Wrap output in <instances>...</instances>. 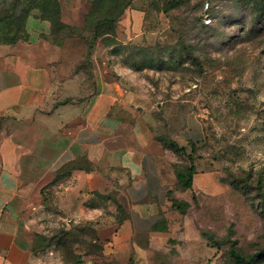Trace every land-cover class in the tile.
<instances>
[{
  "label": "rangeland",
  "instance_id": "rangeland-1",
  "mask_svg": "<svg viewBox=\"0 0 264 264\" xmlns=\"http://www.w3.org/2000/svg\"><path fill=\"white\" fill-rule=\"evenodd\" d=\"M134 2L138 19L131 1L115 31L91 42L85 17L110 1L59 0L74 26L60 36L87 73L90 60L127 69L157 136L193 148V187L177 195L189 204L152 243L140 236L142 250L119 255L111 204L78 211L72 186L51 189L33 219L35 264H237L233 252L264 264V0Z\"/></svg>",
  "mask_w": 264,
  "mask_h": 264
},
{
  "label": "crops",
  "instance_id": "crops-1",
  "mask_svg": "<svg viewBox=\"0 0 264 264\" xmlns=\"http://www.w3.org/2000/svg\"><path fill=\"white\" fill-rule=\"evenodd\" d=\"M26 31V40L0 44V264H35V212L51 189L69 185L84 197L78 211L87 202L88 211L111 204L118 213L110 251L142 250L137 238L152 243L180 214L172 203L187 190L177 189V156L157 136L127 69L112 75L111 64L90 60L87 73L79 46L53 43L48 22L29 16Z\"/></svg>",
  "mask_w": 264,
  "mask_h": 264
},
{
  "label": "trees",
  "instance_id": "trees-1",
  "mask_svg": "<svg viewBox=\"0 0 264 264\" xmlns=\"http://www.w3.org/2000/svg\"><path fill=\"white\" fill-rule=\"evenodd\" d=\"M109 1L110 4L103 7L100 11H95L85 17L84 25L86 30L92 35L91 42H94L98 37L112 34L115 31L116 24L126 10L130 8L133 0ZM120 1H123L121 6L118 5ZM29 16L48 22L50 40L56 44L63 43V39H61L63 37L60 36L61 30L74 29L73 25L63 21L59 0H11L7 7H0V44H13L19 40H26L28 37L26 22ZM192 60L197 61V58L193 57ZM160 139L177 156L178 162L174 165L177 189H191L193 176L196 173L193 148L191 147L190 152H188L187 146H179L172 139L161 137ZM187 204H189L187 201L181 200H176L172 203L173 208L178 211ZM232 255L237 264H257L256 255L248 258L235 252Z\"/></svg>",
  "mask_w": 264,
  "mask_h": 264
}]
</instances>
